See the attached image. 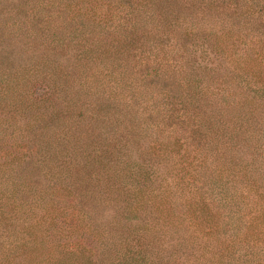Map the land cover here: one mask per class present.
<instances>
[{
	"label": "trees",
	"instance_id": "1",
	"mask_svg": "<svg viewBox=\"0 0 264 264\" xmlns=\"http://www.w3.org/2000/svg\"><path fill=\"white\" fill-rule=\"evenodd\" d=\"M0 264H264V0H0Z\"/></svg>",
	"mask_w": 264,
	"mask_h": 264
}]
</instances>
